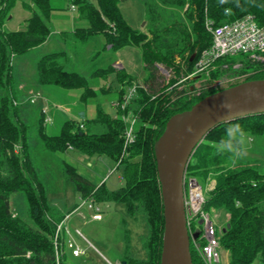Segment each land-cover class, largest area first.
<instances>
[{"label": "trees", "instance_id": "obj_1", "mask_svg": "<svg viewBox=\"0 0 264 264\" xmlns=\"http://www.w3.org/2000/svg\"><path fill=\"white\" fill-rule=\"evenodd\" d=\"M120 1L123 0H97L94 4L89 0H70L78 20L85 23L75 25L73 30H61L59 36L73 43L92 41L93 45L113 52L127 45L139 47L147 73L144 83L137 84L135 75L113 66L112 59L98 67H94L93 61L90 76L113 75L118 83L117 88L96 89L83 74L66 67L69 59L64 50L44 53L35 62L34 81L81 89L79 100L85 106L93 101L94 114L86 117L81 110L79 120H65L59 132L51 134L46 131L45 113L40 107L37 134L48 152L77 149L89 156L106 155L116 163L123 184L109 189L104 181L94 183L62 160L66 177L79 197L96 202L120 201L130 216L144 215L148 233L142 246L146 257L125 255L123 264H160L163 214L154 144L171 114L191 108L203 96L218 89L202 90L194 95L181 91L172 96L169 84L162 85L157 63L178 75L192 71L199 51L211 42L205 26L207 19L216 25L248 13L263 25L264 0H142L148 33L126 21L118 5ZM15 2L0 0V264H55L53 236L65 214L47 200L27 141L28 126L21 116L25 107L18 99L11 57L27 53L47 39L50 33L47 21L56 7L52 0H22V6L29 10L24 27L2 29ZM177 56L184 60L182 71L174 62ZM249 56L244 53L238 60L222 56L214 62L216 69L209 70V75L217 76L225 71L220 67L227 64L235 73L251 70L243 80L264 78V64ZM238 61L242 66L233 67ZM133 85L134 92L126 98ZM104 97L111 103L117 102L115 114L102 107ZM131 117H134L133 139L125 144L124 132ZM235 125L243 130V137H264V112L235 117L209 129L186 165L185 176H200L203 180L210 177L215 181L203 198L201 211L209 214L212 208L222 209L227 215L217 234L218 247L227 251V260L207 263L195 245L201 237L198 232L197 237L190 239L193 264H250L257 255L259 264H264V169L260 167V158L236 152L242 143L240 131L232 128ZM252 148L258 149V144L254 143ZM17 192L25 199L23 216L14 214L11 206V195ZM204 242L205 238L201 244ZM61 264H65L62 256Z\"/></svg>", "mask_w": 264, "mask_h": 264}, {"label": "rangeland", "instance_id": "obj_2", "mask_svg": "<svg viewBox=\"0 0 264 264\" xmlns=\"http://www.w3.org/2000/svg\"><path fill=\"white\" fill-rule=\"evenodd\" d=\"M22 0H16L8 15L13 14L11 21H4L2 29L16 30L24 27L22 15L29 14V10L21 4ZM29 2V0H26ZM96 4L97 0H89ZM21 3V4H20ZM52 4L56 7L52 10L51 16L47 21L51 30H71L75 25L84 24L85 22L78 20L77 13L71 9L70 0H52ZM123 17L134 27L145 32L147 24L144 17V9L142 0H124L118 3ZM58 31L52 33L46 43L31 49L27 53L18 54L11 57V64L14 69L15 82L17 86L22 82L20 92L17 93L20 102H24L25 109L21 111V116L26 122L27 141L31 148V153L34 155V161L37 170L43 180L47 200L49 204L59 208L65 216L61 221L62 226L58 231L57 246L60 248L62 258L65 264H123L124 256L128 255L134 258H145L146 253L142 246V242L148 233V227L142 213H137L130 216L126 212L125 204L120 201H98L96 204L99 207L101 214L100 219L91 217L94 211L88 208L86 204H82L75 208L81 202V198L73 183L66 177L63 170V161H67L76 167L77 171L87 177L94 183L101 181L109 189H115L123 184L120 168H116V163L106 155L89 156L77 149H68L63 153H51L46 151L37 134V109H43L45 115L50 117V121L46 123V131L51 134L59 132L60 127L65 120H79L80 111L84 110L86 117H91L94 114V102H89L86 106L79 100L81 89L79 88H64L52 83H37L34 81L35 62L44 53L55 50H64L68 54L67 68L76 70L83 74L88 82L99 88L104 86L108 88H117L118 83L113 75H108L106 78L90 76L93 69L92 62L95 66H104L107 60L112 59L113 66L118 68V52L104 49L101 45H93L89 42L63 41L58 38ZM95 51L96 55H93ZM124 69L131 74H135V82L143 84L146 71L141 59L140 49L134 45H128L120 50ZM244 53H235L227 55L228 58L240 59ZM248 54V53H245ZM92 55V57H91ZM251 60H256L258 63L264 64V51L259 52L257 56H249ZM103 62H100L102 61ZM175 64L180 65V70L184 68L185 63L180 57H175ZM233 67L242 66L241 62L232 64ZM220 68L225 71H220L217 76H210L209 72H205V76L191 75V71L183 74H175L174 71L167 69L162 63H157V69L161 72L162 85H168L169 93L174 96V93L180 91L187 95L198 94L202 90L210 91L212 89H221L229 86L232 83L240 82L246 77L251 70L235 73L224 64ZM232 68V67H231ZM164 69L167 70L164 71ZM215 65L210 69L214 70ZM157 70V71H158ZM221 70V69H220ZM158 71V72H159ZM203 73V72H202ZM198 76V77H197ZM112 79V81H111ZM173 79V80H171ZM171 81V82H170ZM170 82V83H169ZM2 90L0 88V94ZM101 99V98H100ZM102 107L110 114H115L114 105L103 98ZM112 104V105H111ZM44 120V119H43ZM258 144V149L253 150V144ZM238 154L246 157L260 158V167L264 169V137L252 139L251 137H243L242 147L237 149ZM186 175L184 177V198L185 207L189 210L187 214V227L190 233L201 232L199 242L195 245L199 248L201 240L205 238V220H209L215 237L218 236L219 230L224 226L227 215L222 209H211L209 214L201 211V204L197 206L195 200L190 199V195L194 192L191 188L190 180L194 179L197 182V187L200 194L205 196L208 189L214 186V179L206 177L197 178ZM13 213L19 215L26 214V203L21 192L11 195L10 198ZM194 204H193V203ZM201 220V222H199ZM79 229L81 234L75 233V229ZM204 236V237H203ZM70 240L74 246L82 249L78 255H73L67 242ZM220 254L219 261L224 262L228 257V253L221 246L218 247ZM250 264H259V256L257 255Z\"/></svg>", "mask_w": 264, "mask_h": 264}, {"label": "water", "instance_id": "obj_3", "mask_svg": "<svg viewBox=\"0 0 264 264\" xmlns=\"http://www.w3.org/2000/svg\"><path fill=\"white\" fill-rule=\"evenodd\" d=\"M193 56L194 53L190 59ZM222 103L229 107H222ZM261 112H264V78H254L211 92L191 108L175 112L166 120L154 144L163 214L160 264H193L190 239L197 237L198 232L190 233L187 227L189 210L185 207L184 177L195 146L219 123Z\"/></svg>", "mask_w": 264, "mask_h": 264}, {"label": "built area", "instance_id": "obj_4", "mask_svg": "<svg viewBox=\"0 0 264 264\" xmlns=\"http://www.w3.org/2000/svg\"><path fill=\"white\" fill-rule=\"evenodd\" d=\"M73 7L74 5L71 4V8ZM205 26L211 34V42L207 47H204L199 51L190 76L200 74L204 71L208 72L215 65L214 62L222 56L235 53H248L250 56H257L259 52L264 51V24L259 25L251 14L247 13L235 18L232 21L223 22L216 25H213L211 21L207 19L205 21ZM164 71L167 72L166 69H164ZM134 88L135 85L129 88L127 95H125L126 98H128V96L134 92ZM112 104L116 105L117 102H113ZM43 109L46 110V107H43ZM122 117L124 119L127 118L126 115H122ZM50 120V117L45 115L44 121L48 122ZM133 121L134 117H131L129 126H127L125 129V144L132 141L133 139ZM190 185L191 188H194V192L191 193L190 199L192 201L195 200L194 202H197V206H200L199 204L203 202V196L198 191L199 187H197V183L194 181V179L190 180ZM82 204H86L88 208L94 210L91 214L93 219L101 218L99 207L96 204V201H94L92 198H81V202L77 204L75 208H78ZM62 222L63 221H60L57 224L55 234L53 236L55 264H61L62 253L59 252L60 248L57 246L56 240H58L57 238L60 239L58 231L62 226ZM75 233L78 235L81 234L77 228L75 229ZM204 235L205 242L199 245V250L202 257L207 263L218 261L220 258L218 252V239L215 237L214 231L209 224V220L207 219L205 220ZM67 246L70 248V251L73 255H78L80 252H82V249L74 246L70 240H68Z\"/></svg>", "mask_w": 264, "mask_h": 264}, {"label": "crops", "instance_id": "obj_5", "mask_svg": "<svg viewBox=\"0 0 264 264\" xmlns=\"http://www.w3.org/2000/svg\"><path fill=\"white\" fill-rule=\"evenodd\" d=\"M19 1V0H18ZM124 1V0H123ZM22 2V1H21ZM21 4V3H20ZM22 5V4H21ZM71 9H73V11H75V7H73V8H71ZM143 9H144V7H143ZM29 14H24V15H22V18H23V22L25 23V18L28 16ZM75 16H77V14L75 15ZM144 17H145V13H144ZM13 19V14H11L10 13V15H8L7 16V18H6V22H8V21H11ZM127 21V20H126ZM145 21V20H144ZM128 22V21H127ZM129 23V22H128ZM130 24V23H129ZM131 25V24H130ZM75 27V26H74ZM134 27V26H133ZM142 29V28H141ZM71 30H73V28L71 29ZM56 31V33H57V31H58V35H59V32L61 31V30H57V29H54V30H51L50 29V33H49V35H48V37H47V39H45L42 43H40L39 45H41V44H44V43H46V41H48L49 40V38L51 37V35H52V33H54ZM58 38L60 39V40H62L61 38H60V36H58ZM64 41V40H63ZM39 45H37V46H39ZM37 46H35V47H33V48H36ZM128 46V45H127ZM126 46H124L123 48H121V49H119V50H117V52H118V60H120V61H118L119 63H120V68H124V65H123V61H122V54H121V52H120V50H122V49H124ZM33 48H31V49H33ZM30 49V50H31ZM113 62H115V60L113 61ZM112 62V63H113ZM133 75H135V74H133ZM136 76V75H135ZM20 84L17 86L18 87V90H19V92H20V87H21V85H22V82H19ZM226 260H227V258H226Z\"/></svg>", "mask_w": 264, "mask_h": 264}, {"label": "clouds", "instance_id": "obj_6", "mask_svg": "<svg viewBox=\"0 0 264 264\" xmlns=\"http://www.w3.org/2000/svg\"><path fill=\"white\" fill-rule=\"evenodd\" d=\"M221 106H222V107H229V105H228L227 103H222ZM232 128H234V129L240 131V134H241L240 139H241V143H243V136H244V132H243V130L240 128L239 125H235V126H233Z\"/></svg>", "mask_w": 264, "mask_h": 264}, {"label": "bare ground", "instance_id": "obj_7", "mask_svg": "<svg viewBox=\"0 0 264 264\" xmlns=\"http://www.w3.org/2000/svg\"><path fill=\"white\" fill-rule=\"evenodd\" d=\"M199 191V190H198Z\"/></svg>", "mask_w": 264, "mask_h": 264}]
</instances>
